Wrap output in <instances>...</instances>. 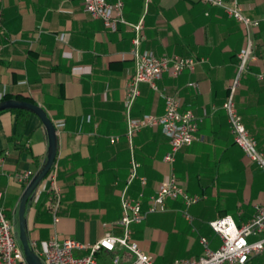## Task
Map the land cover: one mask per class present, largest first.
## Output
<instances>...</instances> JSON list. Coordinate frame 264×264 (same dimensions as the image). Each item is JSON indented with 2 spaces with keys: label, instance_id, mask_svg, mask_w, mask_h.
Here are the masks:
<instances>
[{
  "label": "crops",
  "instance_id": "obj_1",
  "mask_svg": "<svg viewBox=\"0 0 264 264\" xmlns=\"http://www.w3.org/2000/svg\"><path fill=\"white\" fill-rule=\"evenodd\" d=\"M122 1L125 20L142 22L141 49L159 57L205 59L176 77L164 73L158 92L140 83L131 116L161 115L162 95L174 96L180 111L190 109L199 120L198 138L180 148L170 164L163 159L169 143L160 126L141 128L133 145L138 176L146 182L135 178L126 188V196L139 200L143 211L158 184L172 175L188 194L200 197L187 208L191 223L178 198L167 199L164 211L130 226L132 238L153 264L195 259L203 254L200 237L207 238L211 249L220 245L208 221L229 215L240 225L264 206V170L234 142L222 108L248 33L222 7L204 0ZM223 1L237 3L258 21L250 38L254 59L241 73L233 100L264 153V0ZM132 37L128 25L106 28L86 11L83 0H0V100L4 95L24 98L44 107L53 123L63 122L52 167L61 194L59 220L53 223L48 209V185L26 211L28 235L40 248L53 232L85 244L105 232L121 233L120 193L130 172L124 98L134 72ZM46 150L47 136L37 115L21 109L0 112V207L9 219L26 185L18 176L33 175ZM116 254L119 264L132 261L125 250ZM112 255L100 250L95 256L101 264H113ZM247 264H264V251Z\"/></svg>",
  "mask_w": 264,
  "mask_h": 264
},
{
  "label": "built area",
  "instance_id": "obj_2",
  "mask_svg": "<svg viewBox=\"0 0 264 264\" xmlns=\"http://www.w3.org/2000/svg\"><path fill=\"white\" fill-rule=\"evenodd\" d=\"M204 1L222 7L229 16L241 22L247 30L248 41L238 53L237 72L229 85L222 108L227 114L234 142L242 149L250 161L264 170V153L258 150L257 141L245 128L233 100L241 73L248 68L249 63L254 59L250 38L251 29L258 25V21L246 16L242 7L235 2L225 3L223 0ZM83 3L86 11L93 18L100 19L106 28L116 30L118 24H125L130 27L133 33L131 53L134 61V72L127 83L124 98L125 138L130 151V172L126 180V186L120 193L121 214L118 224L121 228V233L114 235L110 232H105L94 243L85 244L70 237H61L57 232H53L46 239L43 248L38 247L37 242L32 239L31 244L44 264H101L95 256L100 250L113 253L111 257L113 264H119L120 262V257L116 254L117 250H125L132 255V261L128 264H153L152 256L142 250L138 242L132 238L131 224L142 222L149 213L164 211L167 199L178 198L182 200L185 206L182 212L183 216L191 223L193 218L187 208L196 203L200 197L188 194L172 175L158 184L155 193L150 196L149 204L145 211L141 209L139 200L128 198L126 196V188L135 178H138L142 185L146 182V179L138 176L137 173L140 164L135 158L133 137L143 127L160 126L169 143V150L163 159L165 162L172 164L178 150L183 146L192 144L198 138L199 120L190 109L180 111V100L169 95H162L165 106L161 115L148 113L141 117H133L131 116V108L140 94V83L146 82L154 91L158 92V81L164 73L176 77L184 70L193 71L205 59L179 55L159 57L150 50L141 49V42L144 38L142 22L129 23L125 20L122 0H83ZM78 68L80 67H75V69ZM261 76L258 75L259 78ZM54 125L58 130L63 127V122H55ZM117 139L118 137H113L111 140L115 141ZM52 167L38 186L33 201L40 195L42 187L48 185V189L51 192L48 209L53 223H57L59 220L58 212L61 194L56 184V172ZM31 176V172H24L18 176V180L27 184ZM208 226L220 237V245L216 249H211L207 238L200 237L203 254L195 259H175L173 264H247L250 258L264 251V206L257 207L253 218L240 225H237L229 215H225L208 221ZM75 250H86L87 253L75 255ZM0 264H28L15 239L12 220L7 217L1 207Z\"/></svg>",
  "mask_w": 264,
  "mask_h": 264
},
{
  "label": "water",
  "instance_id": "obj_3",
  "mask_svg": "<svg viewBox=\"0 0 264 264\" xmlns=\"http://www.w3.org/2000/svg\"><path fill=\"white\" fill-rule=\"evenodd\" d=\"M21 109L27 110L39 117L47 136V150L40 167L31 176L25 185L16 204L12 219L15 239L28 264H44L35 252L27 231L26 211L33 202L36 191L48 171L51 169L57 155L58 133L53 121L50 119L44 107L31 101L9 98L0 100V112L3 110Z\"/></svg>",
  "mask_w": 264,
  "mask_h": 264
},
{
  "label": "trees",
  "instance_id": "obj_4",
  "mask_svg": "<svg viewBox=\"0 0 264 264\" xmlns=\"http://www.w3.org/2000/svg\"><path fill=\"white\" fill-rule=\"evenodd\" d=\"M11 97H9L8 95H4L1 100H4V99H9ZM17 99H20V100H24V98H20V97H16ZM26 100V99H25ZM10 110H13V111H17V110H20V109H10ZM4 111V110H3Z\"/></svg>",
  "mask_w": 264,
  "mask_h": 264
}]
</instances>
